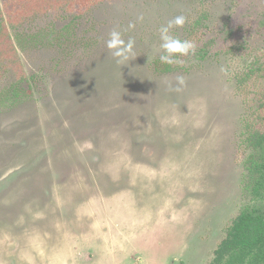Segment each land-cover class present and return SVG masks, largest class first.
I'll list each match as a JSON object with an SVG mask.
<instances>
[{"label": "rangeland", "instance_id": "rangeland-1", "mask_svg": "<svg viewBox=\"0 0 264 264\" xmlns=\"http://www.w3.org/2000/svg\"><path fill=\"white\" fill-rule=\"evenodd\" d=\"M72 1L0 0V264H210L252 202L264 0Z\"/></svg>", "mask_w": 264, "mask_h": 264}, {"label": "trees", "instance_id": "trees-1", "mask_svg": "<svg viewBox=\"0 0 264 264\" xmlns=\"http://www.w3.org/2000/svg\"><path fill=\"white\" fill-rule=\"evenodd\" d=\"M72 2L78 4L79 9H86L83 7L82 0H73ZM238 27L237 25L236 28L238 29ZM203 44L204 41L196 47L183 42L175 59L162 70H175L174 64L189 59L194 53L201 59L206 58L212 51L206 49ZM185 46L187 47L185 48ZM254 63L244 74L243 79L248 80L253 72L258 70L254 67ZM15 94L18 95V93ZM249 143L257 151V154L250 159L248 167L250 171L248 187L252 202L232 220L225 238L214 251V258L210 264H264V132L252 131Z\"/></svg>", "mask_w": 264, "mask_h": 264}]
</instances>
